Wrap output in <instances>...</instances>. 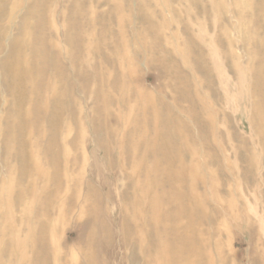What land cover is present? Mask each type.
Wrapping results in <instances>:
<instances>
[{
	"label": "rangeland",
	"instance_id": "rangeland-1",
	"mask_svg": "<svg viewBox=\"0 0 264 264\" xmlns=\"http://www.w3.org/2000/svg\"><path fill=\"white\" fill-rule=\"evenodd\" d=\"M169 223L264 264V0H0V264H159Z\"/></svg>",
	"mask_w": 264,
	"mask_h": 264
},
{
	"label": "bare ground",
	"instance_id": "bare-ground-1",
	"mask_svg": "<svg viewBox=\"0 0 264 264\" xmlns=\"http://www.w3.org/2000/svg\"><path fill=\"white\" fill-rule=\"evenodd\" d=\"M4 38H6V37H4ZM13 43L16 44V53L17 54L12 52V56H10V58H9L10 61L8 63L14 64V74H13L14 77H16L17 75L27 77L28 72L25 69V67L28 64H26V59H24L22 56L24 48H22V45H20L19 42L16 40H14ZM5 61H8V59H6ZM23 68H24V70H23ZM38 75H41V74L38 73ZM29 85L32 86V83L29 82ZM11 86L12 85L10 83L9 87H11ZM35 87H36V85H33V87H30L31 90H29L28 92L31 94V92L35 89ZM11 90H13V88H11ZM26 120H28V119H26ZM24 133H26V131ZM15 136H12V137H15ZM26 137H27V133H26ZM26 137L24 139L23 146L28 145V139ZM19 159H20V156H19ZM23 162L24 161H22L21 163H23ZM159 188H160V186H159ZM159 188H157L154 195L158 194V192L160 191ZM176 196L178 197V199L181 200V202H178L177 198L174 195L171 197L172 199H166L165 200L168 202L167 205H169V207L172 206L173 204L176 205V211L174 212V215L176 216L175 219H178V218H181L184 216H188V212H189L190 207L188 206V204L185 203V201H184L185 198L183 199L182 197H179L178 194H176ZM157 199H158V197H157ZM165 204H166V202H165ZM192 207H194V206H192ZM44 211H45V212H43L44 214L49 213L48 208L44 209ZM154 217H156V216H154ZM150 218H152V216H150ZM169 220H171V219H169ZM157 222L156 223L154 222L155 223V225L153 224L154 226L149 223L150 226H153L152 229L154 230L155 233L160 232V226H159L160 223L158 224ZM190 223H191V219H190ZM40 225L42 226V228L47 227L44 223L43 224L41 223ZM161 233L164 235V237L166 239V245H165V247H162L159 249V254L161 255V261L159 264H202L203 263L202 255L199 254V252L197 250V243H196L197 239H195L192 236V226L184 225V226H178V227L176 226L175 227L174 224L172 225L169 223L164 229H162ZM156 237H157V235H156ZM212 252H213V250H212ZM205 260H206V257H205Z\"/></svg>",
	"mask_w": 264,
	"mask_h": 264
}]
</instances>
